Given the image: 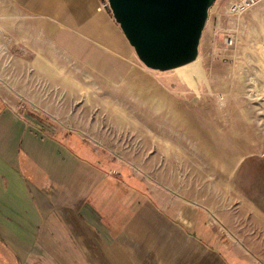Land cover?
<instances>
[{"label": "rangeland", "instance_id": "obj_1", "mask_svg": "<svg viewBox=\"0 0 264 264\" xmlns=\"http://www.w3.org/2000/svg\"><path fill=\"white\" fill-rule=\"evenodd\" d=\"M234 1L213 3L193 61L179 65L147 60L134 46L115 53L10 3L0 12V98L54 135L75 134L84 157L125 174L150 208L160 200L203 209L214 256L223 250L264 264V0L238 15ZM65 36L110 56L114 67L125 64V76L141 83L128 78L105 92Z\"/></svg>", "mask_w": 264, "mask_h": 264}, {"label": "crops", "instance_id": "obj_2", "mask_svg": "<svg viewBox=\"0 0 264 264\" xmlns=\"http://www.w3.org/2000/svg\"><path fill=\"white\" fill-rule=\"evenodd\" d=\"M101 2L0 0V12L9 13L12 3L115 53L132 50ZM65 37L62 42L84 71L100 78L105 92H115L111 86H124L128 78L141 83L125 76V64L114 67L110 56ZM117 78L124 80L117 84ZM48 130L40 117L22 115L0 98V264L245 263L223 256V250L213 255L212 224L203 209L187 203L163 207L160 200L150 208L145 192L125 174L113 176L84 157L75 134L59 137ZM134 204L140 205L137 214Z\"/></svg>", "mask_w": 264, "mask_h": 264}, {"label": "water", "instance_id": "obj_3", "mask_svg": "<svg viewBox=\"0 0 264 264\" xmlns=\"http://www.w3.org/2000/svg\"><path fill=\"white\" fill-rule=\"evenodd\" d=\"M117 21L147 60L169 62L197 52L214 0H109Z\"/></svg>", "mask_w": 264, "mask_h": 264}, {"label": "built area", "instance_id": "obj_4", "mask_svg": "<svg viewBox=\"0 0 264 264\" xmlns=\"http://www.w3.org/2000/svg\"><path fill=\"white\" fill-rule=\"evenodd\" d=\"M261 0H236L230 6V12L234 15H238L243 13L245 10L250 8L251 6L255 5ZM101 9H110V2L109 0H102L100 4ZM232 40H230V43Z\"/></svg>", "mask_w": 264, "mask_h": 264}, {"label": "bare ground", "instance_id": "obj_5", "mask_svg": "<svg viewBox=\"0 0 264 264\" xmlns=\"http://www.w3.org/2000/svg\"><path fill=\"white\" fill-rule=\"evenodd\" d=\"M195 55H190V57H188L187 59H177V60H174V65H179V64H184V63H191L194 59Z\"/></svg>", "mask_w": 264, "mask_h": 264}]
</instances>
